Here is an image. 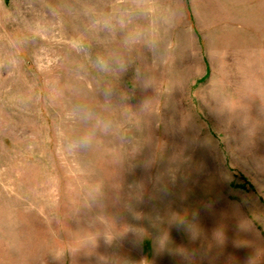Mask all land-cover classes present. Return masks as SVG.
I'll return each mask as SVG.
<instances>
[{
    "label": "rangeland",
    "instance_id": "1",
    "mask_svg": "<svg viewBox=\"0 0 264 264\" xmlns=\"http://www.w3.org/2000/svg\"><path fill=\"white\" fill-rule=\"evenodd\" d=\"M0 264H264V0H0Z\"/></svg>",
    "mask_w": 264,
    "mask_h": 264
}]
</instances>
